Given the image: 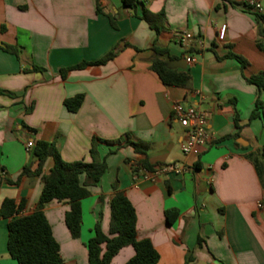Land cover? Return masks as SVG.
Returning a JSON list of instances; mask_svg holds the SVG:
<instances>
[{
	"label": "crops",
	"instance_id": "1",
	"mask_svg": "<svg viewBox=\"0 0 264 264\" xmlns=\"http://www.w3.org/2000/svg\"><path fill=\"white\" fill-rule=\"evenodd\" d=\"M245 0H138L136 11L120 0H0V264H18L7 252V225L36 210L43 183L25 143H52L67 163L90 162L93 139L106 171L80 201V235L64 223L67 203L52 201L43 213L59 244L62 264H88L85 243L94 227L108 235L109 203L121 192L134 208L136 238L147 239L156 264H264V184L258 172L264 148V87L246 79L264 72V25L258 32ZM264 8V0H256ZM249 8V9H248ZM99 9V11L97 10ZM163 14L158 32L139 17ZM264 13V11H263ZM190 38L181 44L178 34ZM191 65L187 88L164 85L150 70L156 58ZM109 53L104 64L93 65ZM243 58L242 67L228 54ZM80 63L89 65L60 71ZM82 95L75 113L63 101ZM261 107L256 109V100ZM193 106L208 119L210 141L197 156H185L186 130L172 107ZM253 111L258 116L250 118ZM126 141L147 145L145 155ZM145 159L152 171L132 162ZM177 164L180 172L156 173ZM47 159L42 175L52 167ZM25 167L31 173L22 174ZM84 181V176L80 177ZM260 205V206H259ZM173 211L175 219L166 221ZM134 255L126 246L110 264Z\"/></svg>",
	"mask_w": 264,
	"mask_h": 264
},
{
	"label": "trees",
	"instance_id": "2",
	"mask_svg": "<svg viewBox=\"0 0 264 264\" xmlns=\"http://www.w3.org/2000/svg\"><path fill=\"white\" fill-rule=\"evenodd\" d=\"M123 8L136 11L138 0H120ZM249 9V8H248ZM99 11V9H97ZM146 22L150 29L158 32L163 22V14H152L143 11L139 17ZM255 22L258 25V32L262 34L261 26L264 25V13L254 12ZM258 48L264 51V45L258 43ZM156 58L152 61L150 70L153 71L164 85L187 88L190 83V76L185 72H177L165 66V61L157 58L163 51L152 47ZM113 57L109 53L93 65L104 64ZM228 57L236 59L242 67L247 62L234 54L229 53ZM88 63H80L68 69L60 71L64 77L68 71L82 69ZM249 84L257 88V92L264 87V72L258 73L246 79ZM83 101L82 95H76L63 101V105L71 113H75ZM261 107L259 99L256 100V109ZM257 111H253L250 118L257 117ZM98 139H93L89 149L90 162H64L52 143L37 141L31 151L32 157L36 161V169L32 172L39 176L43 183L42 191L36 204V210L27 216H20L13 219L7 225V252L10 258L18 264H62L59 244L52 235L50 225L44 216V207L52 202L67 203L69 210L64 215V223L72 238L80 235L81 207L80 201L89 196V186H95L106 171L104 159L100 158L97 152ZM107 144L117 146L129 145L137 154L145 155L147 145L134 143L129 140L111 141ZM259 158L262 162L264 172V148L259 151ZM47 159H52L53 165L48 173L42 175V167ZM139 168L152 171V168L143 159L139 162H132L133 172ZM259 169V167H258ZM259 172V170H258ZM31 173L25 167L22 174ZM84 176V181L80 177ZM264 184V178H263ZM22 204L15 206L11 200L3 201L0 207V217H9L17 214ZM110 224L108 235L100 230L99 224L94 227V235L86 243L88 264H110L112 258L120 249L131 246L134 255L125 264H156L159 255L147 239L138 240L136 238V215L134 208L128 199L121 193L115 192L110 203ZM166 221L171 224L175 219L173 211L165 213ZM190 259H186L185 264H189Z\"/></svg>",
	"mask_w": 264,
	"mask_h": 264
},
{
	"label": "built area",
	"instance_id": "3",
	"mask_svg": "<svg viewBox=\"0 0 264 264\" xmlns=\"http://www.w3.org/2000/svg\"><path fill=\"white\" fill-rule=\"evenodd\" d=\"M245 4L257 13H263L264 8L256 2V0H245ZM179 42L183 44L190 38L187 33H181L177 36ZM186 63L191 65L195 62L193 57H186ZM173 115L182 128L186 130L185 140L181 145V152L185 156H197L200 149L203 148L208 141L210 135L207 131L208 119L206 114L193 106H182L176 103L172 107ZM34 144L31 141L25 143L26 151H32ZM184 167L172 164L160 166L156 173L180 172ZM260 206V205H259Z\"/></svg>",
	"mask_w": 264,
	"mask_h": 264
},
{
	"label": "water",
	"instance_id": "4",
	"mask_svg": "<svg viewBox=\"0 0 264 264\" xmlns=\"http://www.w3.org/2000/svg\"><path fill=\"white\" fill-rule=\"evenodd\" d=\"M184 60L185 59L180 61H167L165 63V66L169 69H176V68L184 69L185 68Z\"/></svg>",
	"mask_w": 264,
	"mask_h": 264
},
{
	"label": "rangeland",
	"instance_id": "5",
	"mask_svg": "<svg viewBox=\"0 0 264 264\" xmlns=\"http://www.w3.org/2000/svg\"><path fill=\"white\" fill-rule=\"evenodd\" d=\"M258 165V167H259V175H260V177L263 179L264 178V172H263V168H262V162H261V160H259V163H257Z\"/></svg>",
	"mask_w": 264,
	"mask_h": 264
}]
</instances>
